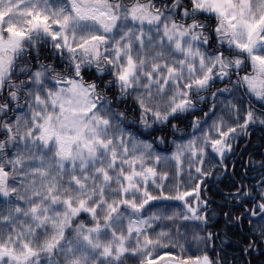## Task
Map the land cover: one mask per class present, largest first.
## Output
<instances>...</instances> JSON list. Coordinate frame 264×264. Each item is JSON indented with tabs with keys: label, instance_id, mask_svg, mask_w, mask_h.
Returning a JSON list of instances; mask_svg holds the SVG:
<instances>
[{
	"label": "snow or ice",
	"instance_id": "1",
	"mask_svg": "<svg viewBox=\"0 0 264 264\" xmlns=\"http://www.w3.org/2000/svg\"><path fill=\"white\" fill-rule=\"evenodd\" d=\"M0 264H264V0H0Z\"/></svg>",
	"mask_w": 264,
	"mask_h": 264
},
{
	"label": "trees",
	"instance_id": "2",
	"mask_svg": "<svg viewBox=\"0 0 264 264\" xmlns=\"http://www.w3.org/2000/svg\"><path fill=\"white\" fill-rule=\"evenodd\" d=\"M257 135H259V134H257ZM253 143H254V148L259 146V141L258 140L254 139ZM235 239L239 240L240 237L236 236ZM240 247H241V245H239L237 243H231V246L228 248L229 256H232L233 254H235L237 257H239L240 256Z\"/></svg>",
	"mask_w": 264,
	"mask_h": 264
},
{
	"label": "flooded vegetation",
	"instance_id": "3",
	"mask_svg": "<svg viewBox=\"0 0 264 264\" xmlns=\"http://www.w3.org/2000/svg\"><path fill=\"white\" fill-rule=\"evenodd\" d=\"M216 198L219 199V197H216ZM236 236H239V237H240V234L238 233V234L233 235V236L231 237V241H232V243H236V241H238V240L235 239Z\"/></svg>",
	"mask_w": 264,
	"mask_h": 264
}]
</instances>
